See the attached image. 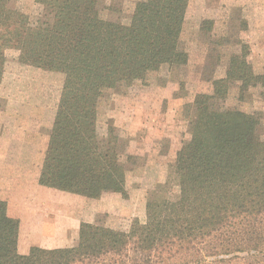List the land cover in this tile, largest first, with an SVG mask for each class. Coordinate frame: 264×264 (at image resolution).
Masks as SVG:
<instances>
[{
    "label": "trees",
    "instance_id": "trees-1",
    "mask_svg": "<svg viewBox=\"0 0 264 264\" xmlns=\"http://www.w3.org/2000/svg\"><path fill=\"white\" fill-rule=\"evenodd\" d=\"M41 9L32 20L0 0V83L5 50L18 62L63 74L38 183L96 199L103 193L127 197L124 153L116 128L97 129L99 100L106 91L145 84L162 66L178 71L191 63L182 43L189 0H136L129 21L104 18L105 0H33ZM214 21L199 32L217 49L233 48L221 72L206 73L207 88L193 93L191 135L175 153L171 173L177 197L159 183L147 197L145 217L125 228L82 221L74 245L17 250L19 219L0 199V264H264V114L227 105L232 90L244 100L262 88L264 67L247 59L243 39L215 36ZM205 75V74H204Z\"/></svg>",
    "mask_w": 264,
    "mask_h": 264
},
{
    "label": "rangeland",
    "instance_id": "rangeland-1",
    "mask_svg": "<svg viewBox=\"0 0 264 264\" xmlns=\"http://www.w3.org/2000/svg\"><path fill=\"white\" fill-rule=\"evenodd\" d=\"M135 1L105 0L110 8L104 7L101 14L127 23ZM13 3L32 20L41 11L33 0ZM203 19L214 21L215 36H225L232 42L238 38L246 41L247 59L253 68L259 72L264 67V0H189L182 36L183 46L191 53L188 67L178 71L162 66L150 74L145 84L132 85L122 89V93L106 91L99 100V133L107 122L113 124L124 153L130 156V170L125 174L127 201L115 213L87 215L85 212L92 207L74 201L70 197L73 193L34 184L33 170L39 152L45 150L48 142L63 74L19 63L17 50H5L0 83V199L6 202L7 213L19 219L18 252L27 253L34 245H74L78 237L74 220L82 213L85 219L93 217V221L118 228H125L133 218L143 221L147 197L159 183L164 184L165 197L176 199L177 179L171 173V165L176 151L191 135L193 93L207 88L205 76L214 70L212 64H219L214 70L217 73L224 69L233 48L223 45L216 50L221 61H214L213 56L203 60L204 52L215 53L200 39L198 26ZM261 90L252 89L242 101L232 90L226 104L264 114ZM15 176L19 178L11 179Z\"/></svg>",
    "mask_w": 264,
    "mask_h": 264
},
{
    "label": "crops",
    "instance_id": "crops-1",
    "mask_svg": "<svg viewBox=\"0 0 264 264\" xmlns=\"http://www.w3.org/2000/svg\"><path fill=\"white\" fill-rule=\"evenodd\" d=\"M43 152L44 151H41V153L39 152V155H38V158H37V162H36L37 165L35 166V170H33V175H32V181L37 186H41L38 183V175H39V171H40V168H41L42 159H43V156H44ZM18 178H19V176H15V177H13L11 179H18ZM41 187H44V186H41ZM44 188L52 189V188H48V187H44ZM125 189L128 192V184H126V183H125ZM66 193H69V192H66ZM70 195H72L70 197H73L72 199L74 201L80 202V203H87V206L92 207V209H90L87 212H85L87 215H90V214L93 215V214H96L98 212H108V213L112 212V213H115L119 209V207L121 209H123L124 208L123 205L127 201L126 198H123L119 193H115V192L103 193L99 198H96V199L83 197V196H80V195H77V194H70ZM82 215H83V213H82ZM82 215L79 216V219L74 220L75 221V229L76 230H78L79 224L82 221L93 222V220H94L93 217L89 218V219L88 218L85 219ZM120 217H122V216H120ZM53 248H56V247H53ZM24 252L25 251H21V253H24Z\"/></svg>",
    "mask_w": 264,
    "mask_h": 264
}]
</instances>
